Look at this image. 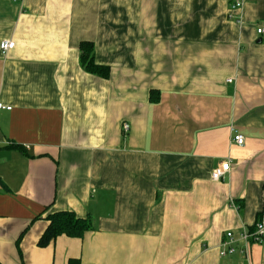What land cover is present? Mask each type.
Returning <instances> with one entry per match:
<instances>
[{"label": "crops", "instance_id": "0c3cea01", "mask_svg": "<svg viewBox=\"0 0 264 264\" xmlns=\"http://www.w3.org/2000/svg\"><path fill=\"white\" fill-rule=\"evenodd\" d=\"M260 27L264 0H0V264H264L219 253L264 223ZM63 210L93 228L40 246Z\"/></svg>", "mask_w": 264, "mask_h": 264}, {"label": "trees", "instance_id": "16d2710c", "mask_svg": "<svg viewBox=\"0 0 264 264\" xmlns=\"http://www.w3.org/2000/svg\"><path fill=\"white\" fill-rule=\"evenodd\" d=\"M81 63L86 71L95 75L107 78L109 68L96 63L94 45L91 42L81 44ZM49 225L39 239L40 246H47L60 235L71 237H83L84 234L93 228L90 218L78 216L74 211L63 210L48 215ZM68 264H81L79 258H70Z\"/></svg>", "mask_w": 264, "mask_h": 264}, {"label": "built area", "instance_id": "2783aa9c", "mask_svg": "<svg viewBox=\"0 0 264 264\" xmlns=\"http://www.w3.org/2000/svg\"><path fill=\"white\" fill-rule=\"evenodd\" d=\"M246 0H231V9L236 10L243 6ZM258 32L263 34L264 27L258 28ZM15 41L5 39L1 42L0 47L3 53H7L10 49L14 48ZM12 106H9L3 102H0V110H11ZM124 130L127 132L130 129L128 123H124ZM232 142L238 145L245 143V137L242 133L235 131L232 136ZM230 171V162H224L212 172V178L214 180H221ZM264 237V223L258 222L254 229L244 228L239 235H236L233 231H228L225 238L220 244V256H231L236 253L244 255L248 260L250 258L251 247L255 243H260Z\"/></svg>", "mask_w": 264, "mask_h": 264}]
</instances>
